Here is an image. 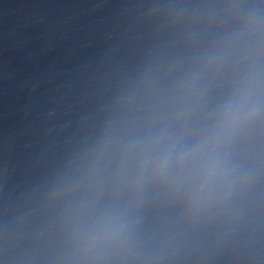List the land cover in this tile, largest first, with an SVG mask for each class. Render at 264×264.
<instances>
[{"label": "water", "instance_id": "95a60500", "mask_svg": "<svg viewBox=\"0 0 264 264\" xmlns=\"http://www.w3.org/2000/svg\"><path fill=\"white\" fill-rule=\"evenodd\" d=\"M0 264H264V0H0Z\"/></svg>", "mask_w": 264, "mask_h": 264}]
</instances>
